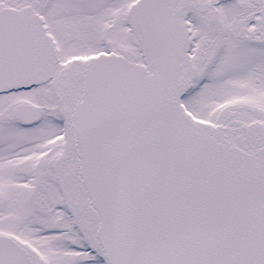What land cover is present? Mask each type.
<instances>
[{
  "label": "snow or ice",
  "instance_id": "snow-or-ice-1",
  "mask_svg": "<svg viewBox=\"0 0 264 264\" xmlns=\"http://www.w3.org/2000/svg\"><path fill=\"white\" fill-rule=\"evenodd\" d=\"M0 264H264V0H0Z\"/></svg>",
  "mask_w": 264,
  "mask_h": 264
}]
</instances>
